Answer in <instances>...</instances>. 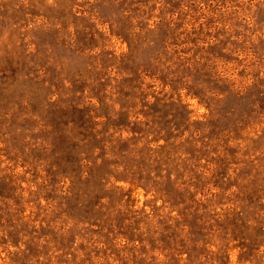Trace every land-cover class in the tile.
Returning a JSON list of instances; mask_svg holds the SVG:
<instances>
[{
  "label": "rangeland",
  "instance_id": "1",
  "mask_svg": "<svg viewBox=\"0 0 264 264\" xmlns=\"http://www.w3.org/2000/svg\"><path fill=\"white\" fill-rule=\"evenodd\" d=\"M102 77L123 83L110 128L175 174L168 196L114 177L112 204L52 193L47 120L98 106ZM20 195L0 264H264V0H0V196Z\"/></svg>",
  "mask_w": 264,
  "mask_h": 264
},
{
  "label": "trees",
  "instance_id": "2",
  "mask_svg": "<svg viewBox=\"0 0 264 264\" xmlns=\"http://www.w3.org/2000/svg\"><path fill=\"white\" fill-rule=\"evenodd\" d=\"M217 80L221 82V79ZM112 81V77H109V79L102 77L98 78L93 84V89L98 94L94 97L99 100L98 106L95 104L76 106V112L78 110L83 112L76 117H67V122L63 124L56 122L55 116L47 120L51 138L45 142L48 151L52 152V161L47 165V179L50 182V187H52V193L56 194V197L59 196L60 192H64L65 198L68 201H73L77 196H84L86 191L91 189L92 194L90 197L92 199L101 191L106 198H110L109 202L112 204L115 201V196L107 190V183L106 185L104 183L108 177H114L117 181L128 182L135 186H142L148 191L159 193L165 191L166 196H168V192L165 188H162V185L166 182H177L173 178L174 173L157 176L145 167L142 160H145V158L146 160L150 159L136 153L137 151L133 148L134 143L132 142H136L137 138L134 136L131 138L115 137L119 128H110L114 120L111 113L115 109V105L120 104L118 101L120 100L123 83L114 79L115 85H112ZM134 83L133 89L138 94L136 104L145 108L148 107L147 97L149 94L144 93L145 91L142 90L143 83L140 80L138 82L134 80ZM56 85L52 82L42 83L46 93L45 108L52 106V101H49V98L57 94L53 91ZM108 88H111L109 96L107 95ZM153 96L157 98L156 95ZM161 100L163 99H159V101ZM48 109L45 112L48 113ZM61 181L68 183L66 188L62 185L59 188ZM110 193L112 195L108 196ZM18 198V200L12 201L11 198L0 196L2 237L6 240V243H13L17 247H19V244H15L13 239L21 233L20 227L28 225L29 221L24 220V213L27 204H30L29 201L25 203L21 195ZM101 198L100 196L99 199ZM96 205L98 206V204ZM39 213L38 211L37 214ZM52 213H55L54 208ZM173 248L176 250L175 245ZM60 250L62 249H58V251ZM27 251H19L15 255L17 259L14 262L16 263L18 259L24 258L23 264H28L26 261Z\"/></svg>",
  "mask_w": 264,
  "mask_h": 264
}]
</instances>
